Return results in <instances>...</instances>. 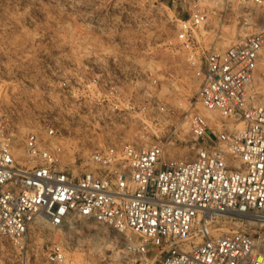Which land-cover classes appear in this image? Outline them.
<instances>
[{
	"label": "built area",
	"instance_id": "built-area-1",
	"mask_svg": "<svg viewBox=\"0 0 264 264\" xmlns=\"http://www.w3.org/2000/svg\"><path fill=\"white\" fill-rule=\"evenodd\" d=\"M179 1L190 13L168 47L184 53L200 80L187 109L170 103L171 85L168 99L160 96L157 66H127L91 48L79 61L60 58L57 80L41 95L44 110L21 146L17 118L0 109V238L14 248L10 264H64L62 241L39 260L28 248L30 234L41 239L74 218L113 230L126 252L158 264H264V0H250L261 11L251 14L256 29L224 50L198 33L210 28L211 9L232 3ZM199 106L218 114L222 121L213 125L221 131ZM225 121L237 123L231 129ZM149 134L154 141L145 140ZM75 136L89 140L88 169L76 176L65 160ZM186 143L193 159L166 157ZM233 221L254 234L219 232Z\"/></svg>",
	"mask_w": 264,
	"mask_h": 264
},
{
	"label": "rangeland",
	"instance_id": "rangeland-1",
	"mask_svg": "<svg viewBox=\"0 0 264 264\" xmlns=\"http://www.w3.org/2000/svg\"><path fill=\"white\" fill-rule=\"evenodd\" d=\"M215 2L207 0L205 4L215 7L211 4ZM229 2L232 5L226 10L211 9L210 28L198 33L201 41L215 43L219 50L254 31L251 14L259 16L261 12L250 0ZM189 13L179 0H0V109L5 115L17 118L16 145H22L26 129L35 125L38 113L43 112L41 95L44 88L57 80L60 58L79 61L81 53L89 48L108 50L127 66H157L162 84L160 96L167 95L168 99L166 85H171L170 103L187 109L195 101L200 80L188 68L184 53L168 47V43L175 42L178 21ZM245 16L250 18L247 26L243 25ZM226 42L231 45L223 48ZM259 66L258 71L264 72V63L260 62ZM216 121L208 123L218 133L221 129L213 125ZM224 123L232 129L237 122ZM240 127L242 123L237 124ZM148 137L145 140H155L152 134ZM88 141L76 136L67 140L65 160L74 176L88 169ZM172 150L174 153L167 158L193 159L196 155L190 143ZM74 221L60 232H44L43 238L37 240L33 230L29 250L33 249L40 260L53 242L62 241L66 251L64 264H146L147 259L148 264H158L160 261L126 252L122 236L115 239L116 232L105 226L84 219ZM233 230L254 234V228L240 226L235 221L219 228V232ZM13 255L10 242L0 238V264L12 263Z\"/></svg>",
	"mask_w": 264,
	"mask_h": 264
},
{
	"label": "bare ground",
	"instance_id": "bare-ground-1",
	"mask_svg": "<svg viewBox=\"0 0 264 264\" xmlns=\"http://www.w3.org/2000/svg\"><path fill=\"white\" fill-rule=\"evenodd\" d=\"M207 0H205V2H206ZM209 2V1H208ZM212 5H216L215 3H211ZM245 35V34H244ZM229 45H231V44H229L228 42H226V43H223L222 44V47L223 48H225V47H227V46H229ZM223 50V49H222ZM262 63H264V56H263V58H262V61H261ZM259 68H260V66H259ZM257 88V87H256ZM255 88V89H256ZM258 89V88H257ZM256 89V90H257ZM260 92H262V91H260ZM199 108H200V113L205 117V118H207V122H213V121H215V120H217L218 122H220L221 123V119H220V117L218 116V114L216 113V112H213V111H209V110H206V109H203L202 107H200L199 106ZM16 143L18 142V141H15ZM16 145V144H15ZM15 156L17 157V158H20L21 157V159H23L25 156H26V154H25V151H24V149L23 148H17V150H16V153H15ZM23 157V158H22ZM76 218H74V219H71V221H70V223H69V226L73 223H75V220ZM115 235V239L116 238H118V237H121V235L120 234H114ZM122 240H123V238H122ZM108 243V242H107ZM111 243H113V242H111ZM107 245H109V244H106V246ZM111 245V244H110ZM109 245V246H110ZM114 248V247H113ZM105 249H106V247H105ZM109 249V248H108ZM107 249V250H108ZM114 250V249H113ZM124 251V250H123Z\"/></svg>",
	"mask_w": 264,
	"mask_h": 264
}]
</instances>
